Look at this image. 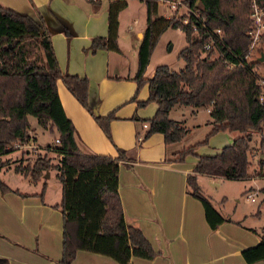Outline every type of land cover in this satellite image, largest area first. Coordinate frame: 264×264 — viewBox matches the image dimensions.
Listing matches in <instances>:
<instances>
[{
    "label": "trees",
    "instance_id": "obj_1",
    "mask_svg": "<svg viewBox=\"0 0 264 264\" xmlns=\"http://www.w3.org/2000/svg\"><path fill=\"white\" fill-rule=\"evenodd\" d=\"M87 1L94 7L98 5L97 0ZM142 2L145 26L137 46L133 80L136 89L144 83L147 85V97L137 105L150 101L156 105L152 116L144 119V136L160 133L163 142L168 144L185 135L186 128L168 117L173 105L206 108L210 129L201 141L174 151L172 160L181 161L193 154L197 145L205 143L219 130L239 132L218 152L196 155L191 171L185 176L187 192L200 201L205 220L213 228L224 218L202 193L196 181L197 172L225 178L248 177L251 131L257 133L258 147L264 154V96L260 101L259 77L252 70L254 61L243 59L249 43L245 34L250 24L249 2L182 0L201 14L207 29L219 28L223 34L222 40L202 55L201 46L207 39V32L199 26L192 30L195 18L190 16L189 22L182 24L185 14L164 17L158 14L157 0ZM257 2L264 6V0ZM125 5L126 0H107L106 34L92 37L88 45L90 50L118 51L117 14ZM168 27L183 32L185 44L177 52L183 65L173 70L164 63L156 64L152 75L144 78L156 40ZM57 79L110 139L109 122L113 113L97 115L88 104L86 77L59 70L49 31L41 17L0 5V155L29 140L28 115L34 117L39 127L55 130L58 142L46 144L43 152L50 150L58 156V162L52 164L60 181L61 250L56 262L71 264L77 249L105 254L120 263H126L130 256L152 257L156 251L141 230L123 220L116 188L118 161L125 158L124 150L116 148L115 157L81 152L75 129L64 114L56 93ZM262 163L263 159H258V164ZM50 166L43 154L37 155L30 166H14L13 169L34 180ZM258 172L264 176V171ZM5 188L7 186L0 181V189ZM258 190L262 192L264 205V179ZM241 255L246 262L264 260V207L259 239L254 245L244 247ZM0 264L9 263L0 256Z\"/></svg>",
    "mask_w": 264,
    "mask_h": 264
},
{
    "label": "crops",
    "instance_id": "obj_2",
    "mask_svg": "<svg viewBox=\"0 0 264 264\" xmlns=\"http://www.w3.org/2000/svg\"><path fill=\"white\" fill-rule=\"evenodd\" d=\"M97 1L94 7L87 0H0L1 6L19 13L39 15L49 31L59 70L86 77L88 104L97 115L113 113L108 139L92 115L56 80L59 102L75 129L81 152L115 157L116 148L124 150L125 158L118 161L116 188L123 220L137 226L156 251L152 257L130 256L126 263H120L105 254L77 249L71 264H264L263 259L246 262L241 255L244 247L258 241L263 222L262 192L258 190L262 184H254L255 176L225 178L197 172L202 193L224 218L213 228L205 220L200 201L186 190L185 176L196 155L218 152L238 133L219 130L203 148L197 146L181 161L172 160L174 151L199 141L193 140L191 133L199 131L203 137L210 129L209 117L186 124L199 107L173 105L168 117L186 128L185 135L168 144L160 133L144 136V119L152 116L156 105L151 101L137 105L147 97V85L136 89L133 80L137 46L145 26L143 2L137 0L133 15L126 19L133 0H127L118 12V51H92L88 48L90 39L106 34L107 0ZM147 66L144 78L150 77L154 68L146 72ZM48 131L55 133L48 144H55V130ZM28 134L29 144L41 149L36 127L28 129ZM44 147L41 150L45 151ZM11 151L0 156L8 157ZM46 153L54 154L50 150ZM45 171L39 180L32 181L12 167H0V181L7 186L0 189V256L9 264H58L60 181L56 169ZM205 178L213 182L211 189ZM247 193L253 199L247 198Z\"/></svg>",
    "mask_w": 264,
    "mask_h": 264
},
{
    "label": "rangeland",
    "instance_id": "obj_3",
    "mask_svg": "<svg viewBox=\"0 0 264 264\" xmlns=\"http://www.w3.org/2000/svg\"><path fill=\"white\" fill-rule=\"evenodd\" d=\"M137 2H138L137 0L131 1L127 9L129 11L126 13L125 19L126 17L133 15L132 13L133 11H135V6L138 4ZM143 10H144L143 17L145 18L144 7H143ZM157 10H158V13L162 14L164 17H167L171 14L178 15L179 13H183V14L185 13L184 8L182 7H177L176 11L169 10L167 4L162 3L160 0H157ZM184 44H185L184 35L180 29L168 27L165 30H163L159 34L156 40V43L152 49L146 72L150 68L154 67L156 64H160V63L166 64L168 67H170L173 70H177L181 68L183 65V62L180 58L177 57V52L182 46H184ZM260 54H262L264 57V41L257 43L254 46L252 53L249 54V60L250 61L254 60L253 65H255V68H254L255 73L257 74L258 77L264 79V60L263 61L258 60ZM205 117L208 118V114L205 111V108L199 107L194 116L187 118L186 124L189 125L191 123H196V121L204 119ZM28 119H29L28 129L31 130L33 126L36 127V133H37V135H35L36 142L38 145H40L39 147L41 149L45 146L46 143L48 144L53 141L52 137L55 135L54 132L50 133L48 130H44L38 127L33 116L28 115ZM198 132L199 131H195L191 133L189 136H191L193 140L199 139V141H201L204 136L202 137L200 136V134L198 135ZM234 132H237L239 134L238 131H234ZM212 135H210L207 138L205 143L199 144L197 146H201V148H203L207 144L208 139ZM248 145H249V157L248 158L250 161L248 171H249V174L258 175L259 174L258 171H264V154L260 153L261 151L258 147V135L255 131L250 132V138L248 141ZM13 148L14 149H12V151L10 152L11 154L8 155V157L0 156V167L9 166L13 168L14 166H19V167L26 166V165L30 166L34 158L37 155L41 156L43 154L46 155V158H48L49 164H51V166L47 168V170H49L50 168L55 169L52 166V164H56L58 162V156H56L55 154L50 155L48 153H44L43 150L39 149L37 146H34L32 143L29 144V141L16 144L13 146ZM261 158L263 159V163L258 164V159H261ZM255 169L256 171L254 173ZM256 176L253 179L254 184L256 185L262 184L264 176L263 175H260L257 177ZM40 177L41 176H39L38 179L36 178L34 180H39ZM50 180H52V177H50ZM204 183L206 184V186H208V188L210 189L212 188L213 182H211L207 178H205ZM255 200L259 203V196H256Z\"/></svg>",
    "mask_w": 264,
    "mask_h": 264
},
{
    "label": "built area",
    "instance_id": "obj_4",
    "mask_svg": "<svg viewBox=\"0 0 264 264\" xmlns=\"http://www.w3.org/2000/svg\"><path fill=\"white\" fill-rule=\"evenodd\" d=\"M160 1L164 4H167L169 10H172V11H176L177 7L184 8L185 16L181 20L182 24H187L189 22V17L192 16L193 18H195V23H191L192 30H196L198 26L199 28L206 29L207 39L201 46L202 48V51L200 52L201 55L206 50L210 48H214L215 44L222 40L223 34L221 30L219 28L207 29L204 23V18L201 16V14L187 7L182 2V0H160ZM248 2H249V16L248 17H249L250 24L247 30L245 31V34L249 39V43L247 45V52L243 56V59L246 62H250L249 54L252 53L254 46L257 43L264 41V6L259 5L257 0H248ZM231 65L232 63L229 64V66ZM254 68H255V65H253L252 70H254ZM257 83L260 85V89H261L259 100L262 101L263 96H264V79L259 77L257 79ZM54 142L57 143L58 140L55 138ZM246 197L249 199H253L250 193H247Z\"/></svg>",
    "mask_w": 264,
    "mask_h": 264
},
{
    "label": "water",
    "instance_id": "obj_5",
    "mask_svg": "<svg viewBox=\"0 0 264 264\" xmlns=\"http://www.w3.org/2000/svg\"><path fill=\"white\" fill-rule=\"evenodd\" d=\"M258 60H259V61H263V60H264V57H263V55H262V54H260V56H259ZM45 172H46V173H45V175H47V171H45Z\"/></svg>",
    "mask_w": 264,
    "mask_h": 264
}]
</instances>
